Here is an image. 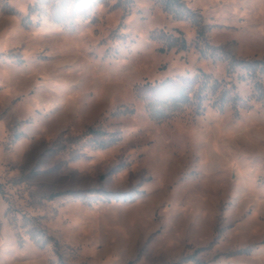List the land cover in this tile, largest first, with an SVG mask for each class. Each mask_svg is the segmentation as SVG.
<instances>
[{"label":"rangeland","instance_id":"374dc122","mask_svg":"<svg viewBox=\"0 0 264 264\" xmlns=\"http://www.w3.org/2000/svg\"><path fill=\"white\" fill-rule=\"evenodd\" d=\"M0 264H264V0H0Z\"/></svg>","mask_w":264,"mask_h":264},{"label":"trees","instance_id":"16d2710c","mask_svg":"<svg viewBox=\"0 0 264 264\" xmlns=\"http://www.w3.org/2000/svg\"><path fill=\"white\" fill-rule=\"evenodd\" d=\"M242 63L245 65V66H247V67H249L250 69L251 68H255V67H253L254 65H251V63L249 62V61H242ZM252 64H254V63H252Z\"/></svg>","mask_w":264,"mask_h":264}]
</instances>
